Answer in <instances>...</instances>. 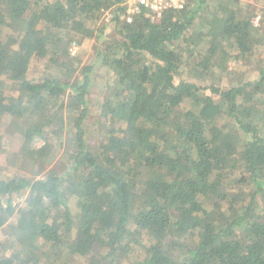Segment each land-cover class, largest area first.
I'll list each match as a JSON object with an SVG mask.
<instances>
[{
    "label": "trees",
    "instance_id": "obj_1",
    "mask_svg": "<svg viewBox=\"0 0 264 264\" xmlns=\"http://www.w3.org/2000/svg\"><path fill=\"white\" fill-rule=\"evenodd\" d=\"M240 2L188 0L128 23L121 0H0V121L26 118L18 157L42 161L0 178V264H122L137 249L135 264H264V67L227 89L191 81L254 56ZM94 37V60L74 62L72 42ZM34 63L44 72L29 79ZM97 68L111 83L94 119ZM56 146L66 162L45 171Z\"/></svg>",
    "mask_w": 264,
    "mask_h": 264
},
{
    "label": "rangeland",
    "instance_id": "obj_2",
    "mask_svg": "<svg viewBox=\"0 0 264 264\" xmlns=\"http://www.w3.org/2000/svg\"><path fill=\"white\" fill-rule=\"evenodd\" d=\"M240 6L243 8V11L249 14H252V25L254 28V34L257 35L259 38V42L255 47L254 56L249 60H233L230 59L226 65L225 71L218 72L214 69L212 72L215 73L213 76L208 75L205 76V80H198V78H193L191 81L196 83L198 86H207L214 83L217 87H221L222 89H227L229 87L237 86L240 83L253 81L255 80L257 75V67H264V0H240ZM111 13L109 11H103L98 20L96 22H88V26L90 28H96L106 23L107 19L110 18ZM203 16L201 19L203 20ZM201 22L196 25L197 28H204L202 27ZM204 25V24H203ZM112 28L111 26L106 29V34L111 33ZM9 30H6V33H9ZM4 34V39H6V35ZM11 36L17 38L19 34L13 33L10 34ZM207 41L205 39L196 49L197 51L194 52L195 56L198 57L200 53H204L205 49L207 48ZM98 46L97 39L94 37L90 40H84L83 42L79 43L76 39L72 42L69 52L70 56L74 59V62H79V64H89L94 60L95 50ZM233 51H231V55ZM186 57V55H185ZM44 72V64L34 63L29 71L28 78L32 79L35 77L40 76ZM186 74V73H185ZM185 77V75H184ZM111 78V77H110ZM111 80L108 79L107 73L105 70L101 68H97L94 72V84L91 88V116L95 119L97 116V108L101 102L102 96L105 93L106 87ZM3 91L4 96L6 97H15L17 93L13 91L11 84L9 81H3ZM209 94V91L206 92ZM183 108L187 109L190 107V102H187L182 105ZM26 118L23 120L25 121ZM23 121H15L11 119V117L6 116L0 121V136L2 138L3 143V151L0 153V178H9L16 175H29L30 177L32 174L39 169V165H32L29 161H25L21 163V158L18 156V151L23 143V138L20 135V129L24 125ZM93 122V119L91 120ZM92 124V123H91ZM93 128V127H92ZM95 132V131H94ZM56 140H53L55 143ZM56 144V143H55ZM43 143L40 140H34L32 142L33 149H39L42 147ZM54 148L51 155L48 158L43 160V163H46L47 168L45 171L50 170L52 168L59 169L63 164L66 162L67 155L64 154V150L58 148ZM59 149V150H58ZM233 179H237L241 174V170L237 168L233 171ZM234 185V184H233ZM232 185V186H233ZM235 187V186H233ZM27 197V194H23L22 196H14L13 197V204L18 208L21 207ZM70 206L75 209V200H70ZM6 235L4 231L0 232V240L3 241ZM144 245H147L149 242L147 239L143 238L142 240ZM143 256V251L141 249H137L136 252L131 254L129 258L122 262V264H135V262L141 260ZM86 259L83 258H71L68 261V264H86Z\"/></svg>",
    "mask_w": 264,
    "mask_h": 264
},
{
    "label": "built area",
    "instance_id": "obj_3",
    "mask_svg": "<svg viewBox=\"0 0 264 264\" xmlns=\"http://www.w3.org/2000/svg\"><path fill=\"white\" fill-rule=\"evenodd\" d=\"M188 0H121V6L124 8V16L122 17L130 23L134 15L141 10L160 14L163 10L173 8L181 9Z\"/></svg>",
    "mask_w": 264,
    "mask_h": 264
}]
</instances>
